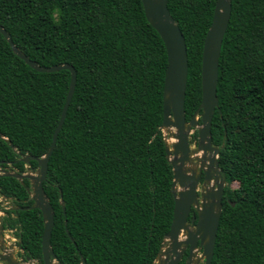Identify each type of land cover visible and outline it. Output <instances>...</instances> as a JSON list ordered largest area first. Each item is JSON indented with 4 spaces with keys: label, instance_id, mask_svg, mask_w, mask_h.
<instances>
[{
    "label": "trees",
    "instance_id": "16d2710c",
    "mask_svg": "<svg viewBox=\"0 0 264 264\" xmlns=\"http://www.w3.org/2000/svg\"><path fill=\"white\" fill-rule=\"evenodd\" d=\"M215 2L167 1L187 50L186 120L201 99L202 47ZM0 25L30 59L76 71L43 181L56 259L155 264L172 220L173 173L161 132L167 54L142 1L0 0ZM69 82L67 69L31 68L0 32V133L16 149L0 136V168L12 162L23 170L20 155L47 151ZM216 95L211 140L226 183L210 264H264V0H231ZM30 166L37 167L34 158ZM28 186L0 175V194L25 207L8 209L1 224L20 239L23 255L44 264L42 215L27 208Z\"/></svg>",
    "mask_w": 264,
    "mask_h": 264
},
{
    "label": "water",
    "instance_id": "95a60500",
    "mask_svg": "<svg viewBox=\"0 0 264 264\" xmlns=\"http://www.w3.org/2000/svg\"><path fill=\"white\" fill-rule=\"evenodd\" d=\"M141 1L147 21L158 32L166 49L167 65L164 72L162 95V127L172 130L173 139L171 147L165 143L166 157L171 164L173 173L171 187L174 200L172 220L154 263L177 264L185 247L189 246V256L186 264H198L199 260L192 261L191 256H195L200 247L202 248L200 254V258L203 260L202 264H210L226 183L217 162L219 148L212 144L211 123L215 108L218 105L216 95L218 62L222 40L231 15V0H216L215 2L212 21L206 32L202 47L201 99L189 120H186L184 110L188 73L184 36L169 12L168 0ZM0 32L7 39L13 52L31 68L39 72H53L60 69H67L70 72V82L65 102L58 123L52 133L50 145L41 157L35 158L37 170H31V173L27 172L23 175L11 171L5 173L7 176H15L19 179L29 178V193L33 204L28 208L39 209L43 221L41 235L43 263L60 264L50 243L54 225V209L43 189V181L46 178L49 157L55 147L57 135L63 125L74 92L76 71L68 63L51 66L40 65L15 46L10 34L1 25ZM194 132H196V137L191 144L190 136ZM0 136L4 138L1 133ZM4 139L8 141L7 138ZM8 143L16 150L12 142L8 141ZM29 158L28 155H24L21 160L29 162ZM62 209L64 212V206H62ZM190 214H192L190 222H187ZM164 243L167 246L163 249ZM20 245L21 241L18 240L17 247L20 248ZM10 248L0 245V261L5 264H28V261L31 260L29 257L15 259Z\"/></svg>",
    "mask_w": 264,
    "mask_h": 264
},
{
    "label": "flooded vegetation",
    "instance_id": "af4514ba",
    "mask_svg": "<svg viewBox=\"0 0 264 264\" xmlns=\"http://www.w3.org/2000/svg\"><path fill=\"white\" fill-rule=\"evenodd\" d=\"M24 155H28V154H23V155H20L19 157H18V160H20V161H22L21 160V157L22 156H24ZM30 158H29V162H23L24 163V167H25V169H18L17 167H14V164L12 163V162H10V163H7L8 164V166L10 167V168H7V169H2V168H0V175H5V173L7 172V171H11V172H16V173H19V174H24V173H27V172H32L31 170H37V167L36 168H33L32 166H30V159L31 158H36V157H34V156H30V155H28ZM12 177H15V176H12ZM16 179H18L19 180V182L21 183V184H23L24 183V179H27L28 180V182H29V186L28 187H26V189H27V192H28V194H29V196H30V193H29V190H30V180H29V178H27V177H23V178H21V179H19L18 177H15ZM46 179V178H45ZM30 207V206H29ZM17 208H21V209H25V207H17V205H14L13 204V202H12V199L11 198H9V197H6V196H4V195H2V194H0V227H1V231H0V233H1V235H0V245H5V246H8V247H11L10 248V251L13 253V255L15 254V251H14V249H17V248H15L16 247V245H17V242H18V240H20V239H17L14 235L12 236V237H14V239L16 238V245L15 244H12V243H10V241H5V239H6V236H7V232H11L12 233V231L11 230H6V229H4L3 227H2V224H1V221H2V218L6 215V211L8 210V209H17ZM28 208V207H27ZM191 215L192 214H190L189 216H188V219H187V222H190V219H191ZM194 224H195V222H194ZM13 234V233H12ZM197 246L199 247V243L197 242ZM194 251V250H193ZM201 252H202V248L200 247L199 249H198V251H197V253H196V255L195 256H191V258H192V261H194L195 259L196 260H199V262H198V264H202V262H203V260L200 258V254H201ZM18 256V257H17ZM188 256H189V246H186L185 247V249H184V251H183V253H182V256L180 257V259H179V261H178V263L177 264H180V263H182V264H186L187 263V261H188ZM14 257H15V259H20L21 257H28V256H25V255H23V251H22V249L21 248H18V250H17V254H15L14 255ZM30 258V257H29ZM162 258V257H161ZM31 259V258H30ZM37 262L35 261V260H33V259H31L30 261H28V264H36ZM0 264H5L3 261H0Z\"/></svg>",
    "mask_w": 264,
    "mask_h": 264
},
{
    "label": "rangeland",
    "instance_id": "374dc122",
    "mask_svg": "<svg viewBox=\"0 0 264 264\" xmlns=\"http://www.w3.org/2000/svg\"><path fill=\"white\" fill-rule=\"evenodd\" d=\"M161 132H162V135H163V139H164V141H165V143H167V145L169 146V147H171V143L173 142V139H172V130L170 129V128H164V127H162L161 126ZM190 142H191V144H192V142H193V137H192V134H191V136H190ZM13 149V148H12ZM1 167V166H0ZM8 168H9V166H7ZM7 167H6V169H7ZM5 169V168H4ZM236 184H233V186H235ZM10 236H13V234L11 233V232H7ZM11 237H9V236H6V239H5V241H10L11 239H10ZM12 244H15L16 245V238L13 240V242H12ZM167 245L164 243V245H163V249L166 247ZM15 248H17V250H18V247H17V245H16V247ZM18 257V256H17ZM156 264H157V262H155ZM54 264H57V263H54Z\"/></svg>",
    "mask_w": 264,
    "mask_h": 264
},
{
    "label": "crops",
    "instance_id": "0c3cea01",
    "mask_svg": "<svg viewBox=\"0 0 264 264\" xmlns=\"http://www.w3.org/2000/svg\"><path fill=\"white\" fill-rule=\"evenodd\" d=\"M7 236H9V237H11L10 239V243H12L13 242V240H14V237H12V236H10L9 234H7ZM14 251H15V254H17V249H14ZM14 254V255H15Z\"/></svg>",
    "mask_w": 264,
    "mask_h": 264
},
{
    "label": "clouds",
    "instance_id": "9594fccd",
    "mask_svg": "<svg viewBox=\"0 0 264 264\" xmlns=\"http://www.w3.org/2000/svg\"><path fill=\"white\" fill-rule=\"evenodd\" d=\"M193 134H194V133H193ZM193 134H192V135H193ZM193 140H195V138H193Z\"/></svg>",
    "mask_w": 264,
    "mask_h": 264
},
{
    "label": "bare ground",
    "instance_id": "6f19581e",
    "mask_svg": "<svg viewBox=\"0 0 264 264\" xmlns=\"http://www.w3.org/2000/svg\"><path fill=\"white\" fill-rule=\"evenodd\" d=\"M161 257V256H160ZM162 259V258H161Z\"/></svg>",
    "mask_w": 264,
    "mask_h": 264
}]
</instances>
